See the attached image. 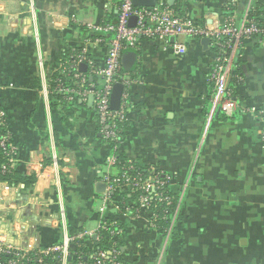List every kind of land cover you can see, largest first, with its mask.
<instances>
[{
    "label": "crops",
    "instance_id": "obj_1",
    "mask_svg": "<svg viewBox=\"0 0 264 264\" xmlns=\"http://www.w3.org/2000/svg\"><path fill=\"white\" fill-rule=\"evenodd\" d=\"M230 2L167 0L201 23L222 19ZM119 3L0 0V110L11 166L37 175L29 187L0 182V242L38 250L61 244L71 230L95 232L105 218L121 229L120 264H264V36L242 42L241 79L226 110L211 101L210 42L179 36L186 50L178 54L169 45L174 39L141 37L133 47L134 70L122 67L131 82L125 129L113 148L92 95L64 102L48 88L61 74L67 51L84 52L92 63L83 61L84 70H78L88 83L101 82L93 69L103 67L112 35L89 26L115 23ZM246 4L237 0V20ZM117 153L149 176L171 175L167 188L178 199L179 214L166 233L150 227L146 213L135 214L130 185L111 191L101 214L102 175L118 173Z\"/></svg>",
    "mask_w": 264,
    "mask_h": 264
},
{
    "label": "built area",
    "instance_id": "obj_2",
    "mask_svg": "<svg viewBox=\"0 0 264 264\" xmlns=\"http://www.w3.org/2000/svg\"><path fill=\"white\" fill-rule=\"evenodd\" d=\"M229 9L222 19H216L211 22L200 21L186 18L171 7L167 0H158L153 7L135 6L132 0H120L118 8V18L113 22H100L89 26L96 32L110 33L112 35L104 59V65L101 69L95 70L99 73L101 82L98 85L88 83L87 77L80 73L78 66L81 62H92L86 57L84 52H72L68 58V66L63 65L62 72L54 77L48 88V92L54 96L61 97L66 102H75L78 98L86 100L89 95L94 97L95 110L106 139L116 142L118 137V124L125 121V102L127 98V89L131 79L123 71L121 63L122 51L125 48H133L141 37L148 39L168 40L173 37L169 43L175 53L181 54L186 50V45L180 42L179 36L192 38H209L210 46L214 48L215 58L209 74V80L212 87L211 101L213 107L227 109L228 104L234 103L232 99V87L230 86L232 73L235 66V59L240 55L242 42L252 36H263L264 27H260L257 22L250 17L249 12L255 5L256 0H247L243 10L241 20L235 17L237 0H230ZM32 14L35 15L33 6ZM233 8V9H232ZM135 16L136 20L133 26L129 25V19ZM34 36L38 39L37 31L34 29ZM67 68L74 71L70 76L66 75ZM238 80L241 78L238 76ZM120 82L123 85L120 106L113 110L110 108V95L115 83ZM245 110L256 112L253 106H245ZM4 120L0 110V124ZM0 146L5 150L8 157V167L11 166L10 142L7 134L0 136ZM116 147V145H114ZM113 162H117L113 158ZM129 162V161H128ZM5 169V165H2ZM133 167L130 165L119 176H111L109 173L102 175V180L106 184L104 194V205L100 207L101 214L104 213L110 192L122 185H130L133 192H137L135 214L146 213L148 215V225L154 229H160L157 223L158 219L164 218L158 213L149 209L151 205L162 203L165 206L172 205L170 195L164 194L163 186H168L171 175L154 172L153 176L142 178L141 174L131 173ZM6 187L10 186L5 183ZM154 203H152V201ZM99 228H110V239L112 247L107 253L99 251L94 256V264H120L118 261L117 236L121 229L111 221H101ZM97 232L79 231L73 236H68L58 245H51L33 251H22L10 245H4L0 242V252L9 254L13 257L8 264H23L34 259L36 264H43L44 258L50 254H58L59 264H68L69 245L73 242L97 237ZM111 254V256H109ZM80 254L77 255V263L82 264Z\"/></svg>",
    "mask_w": 264,
    "mask_h": 264
},
{
    "label": "trees",
    "instance_id": "obj_3",
    "mask_svg": "<svg viewBox=\"0 0 264 264\" xmlns=\"http://www.w3.org/2000/svg\"><path fill=\"white\" fill-rule=\"evenodd\" d=\"M254 5L255 6L252 9H250L249 15L251 18H253L257 22V24L260 27H264V10H263L264 0H256ZM226 13L227 11H225L224 15ZM224 15L222 16V18L224 17ZM70 54H72V52L67 51L64 53V65L65 66H68V58ZM239 58L240 57L238 56L235 59V66H234L235 68L233 70L232 78L230 82V86L232 87V96L234 93V87L235 86L237 87V85L239 84V82L237 81V76H239L240 74V69H239L240 59ZM73 71L74 70L72 68H67L66 75L70 76V74H72ZM63 101L65 102V100ZM124 129H125L124 122H120L118 124V137L116 138V142L111 141V140L109 141L113 148H114V145L117 146L118 143L120 142ZM6 134H7L6 125H5V121L3 120L2 123L0 124V136L6 135ZM8 157L9 156L7 155L5 150L2 149V147L0 146V182H5L10 186H16L18 184H23L25 187H29L32 184H34L36 181L37 175L35 174L23 175L20 172L16 171L12 166L8 167ZM117 157L118 159H117L115 167L118 169V173L114 176H119L124 170H126L128 166L131 165L133 167V169L131 170L132 174H135L136 172H138L139 174H141L142 178L149 177V173L147 172L146 169L139 167L134 162H128L120 154H118ZM2 165H5V169L2 168ZM162 190L164 191V194L170 195V197L172 198V205L165 206L162 203L161 204L156 203L154 205H151L149 209L158 213L160 216H164V218L158 219L157 223L159 224L160 229L164 233H166L170 226L172 217L174 216V214L176 215L175 212L177 211L178 199L176 198V196L172 195V193L168 190L167 186H163ZM132 195L135 198H137V192H132ZM152 203L154 202L152 201ZM178 214L179 213L177 212L176 216H178ZM101 221H107V220L105 218H102ZM79 231H82V230L80 229L71 230L70 235L73 236ZM109 232H110V228L109 229L99 228L97 232V237L91 236L90 238H88V240L93 242V246L91 248H89L88 246L84 244L83 242L84 240L79 241L75 249V255H73L75 257L73 256L71 257V259H73L74 264L77 263L76 258H77V255L79 254L81 255L80 260H83L88 264H94V261H95L94 256L96 253H98L101 250L106 251L108 253L112 247V241H113L109 237L110 236ZM117 249H118V245H117ZM57 256L58 254L56 253L50 254L49 256L44 258L43 264H59L57 260ZM109 256H111V254ZM11 257L13 256L0 252V264H8ZM36 263L37 262L34 259H31L28 262H24L23 264H36Z\"/></svg>",
    "mask_w": 264,
    "mask_h": 264
},
{
    "label": "water",
    "instance_id": "obj_4",
    "mask_svg": "<svg viewBox=\"0 0 264 264\" xmlns=\"http://www.w3.org/2000/svg\"><path fill=\"white\" fill-rule=\"evenodd\" d=\"M158 0H132L133 5L135 6H145V7H153L156 5ZM173 0H168V2L171 4ZM136 17L132 16L129 19V25L133 26L135 23ZM170 39H173L171 37ZM203 42H209V38L204 37ZM136 61H137V52L134 48H125L122 51L121 55V63L122 67L127 70V71H132L134 70L136 66ZM80 70H84L85 64H80L79 65ZM123 91V85L120 82H117L113 85L111 95H110V108L113 110H116L120 106V101H121V95ZM70 249L74 250L75 245L73 243L70 244ZM71 257H68V260H70Z\"/></svg>",
    "mask_w": 264,
    "mask_h": 264
},
{
    "label": "rangeland",
    "instance_id": "obj_5",
    "mask_svg": "<svg viewBox=\"0 0 264 264\" xmlns=\"http://www.w3.org/2000/svg\"><path fill=\"white\" fill-rule=\"evenodd\" d=\"M96 203H99V200Z\"/></svg>",
    "mask_w": 264,
    "mask_h": 264
}]
</instances>
